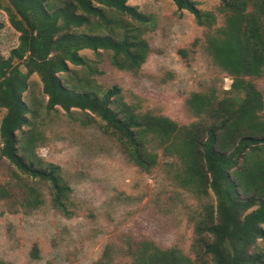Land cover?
Masks as SVG:
<instances>
[{"label":"trees","instance_id":"1","mask_svg":"<svg viewBox=\"0 0 264 264\" xmlns=\"http://www.w3.org/2000/svg\"><path fill=\"white\" fill-rule=\"evenodd\" d=\"M3 1L6 6L0 8L19 37L9 56L0 57V109L6 111L0 122V158L12 168L11 179L18 186L15 195L14 189L0 185V203L15 197L13 206L35 209L42 201L30 182L38 181L47 184L52 207L72 215L67 205L71 189L61 167L36 154L43 144L39 114L24 97L29 77L36 75L46 98L41 110L45 117L62 110L69 120L78 117L83 125L97 118L143 172L156 165L157 155L151 149L156 140L166 150L174 148L184 163V186L199 195L212 191L215 210L206 212L208 226L204 223L201 229L210 241L199 239L203 250L198 264H206V256L212 264H264V254L250 252L264 238L263 99L254 84L244 80L264 69V0H219L229 17L207 47L214 62L231 76L235 100L214 106L204 93L191 94L186 105L199 121L186 127L138 111L123 100L116 86L98 85L93 76L99 71L79 55L103 51L111 54V64L118 70L141 67L149 47L131 37L129 28L149 18L127 0ZM171 1L178 11L192 14L199 26L211 24L212 15L199 11L195 2ZM118 16L130 22L123 25L112 19ZM119 28L124 32L118 33ZM149 247L154 248L147 242L139 244L133 252L135 264H196L172 251L152 253Z\"/></svg>","mask_w":264,"mask_h":264},{"label":"rangeland","instance_id":"2","mask_svg":"<svg viewBox=\"0 0 264 264\" xmlns=\"http://www.w3.org/2000/svg\"><path fill=\"white\" fill-rule=\"evenodd\" d=\"M191 1L199 11L212 15L209 26H199L192 14L178 11L171 0H127V5L149 18L129 28L131 37L149 47L145 62L136 71L116 69L108 52H79L99 71L93 76L98 85L118 87L123 100L138 111L166 117L180 127L199 121L186 105L193 93H204L214 106L235 100L231 76L214 62L207 47L208 39L226 26L229 14L219 0ZM0 5L6 6L3 0ZM112 19L123 25L130 22L122 16ZM0 25V57L6 59L18 46L19 33L3 8ZM244 80L262 95L260 115L264 118V69L259 76ZM24 97L39 114L36 121L43 144L36 154L61 167L71 189L67 205L72 215L52 207L47 184L30 182L40 194L38 207L13 206L15 197L0 203V262L135 264L133 252L141 242L153 246L149 247L152 253L155 249L172 251L200 262L199 239L210 241L201 229L204 223L208 226L206 212L215 210L216 199L211 190L199 195L183 185L184 163L174 148L166 150L155 140L151 149L157 155L156 165L143 172L127 159L97 118L83 125L78 117L69 120L62 110L45 117L41 110L46 98L36 75L29 77ZM5 113L0 109V122ZM11 177L12 168L0 158V185L14 189L16 195L18 185ZM250 252L264 254V238ZM203 261L212 264L207 256Z\"/></svg>","mask_w":264,"mask_h":264}]
</instances>
